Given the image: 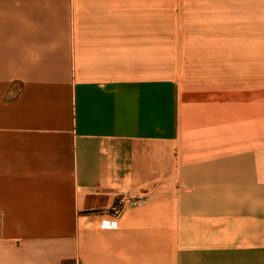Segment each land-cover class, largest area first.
I'll list each match as a JSON object with an SVG mask.
<instances>
[{
    "label": "crops",
    "instance_id": "0c3cea01",
    "mask_svg": "<svg viewBox=\"0 0 264 264\" xmlns=\"http://www.w3.org/2000/svg\"><path fill=\"white\" fill-rule=\"evenodd\" d=\"M0 264H264V0H0Z\"/></svg>",
    "mask_w": 264,
    "mask_h": 264
},
{
    "label": "built area",
    "instance_id": "2783aa9c",
    "mask_svg": "<svg viewBox=\"0 0 264 264\" xmlns=\"http://www.w3.org/2000/svg\"><path fill=\"white\" fill-rule=\"evenodd\" d=\"M141 203L142 201L139 198L134 197L133 195H130L128 193L119 194L118 196H116V202L112 207L114 218H117L119 215H121L126 208L137 206ZM110 226L116 227V220H114L113 224H111Z\"/></svg>",
    "mask_w": 264,
    "mask_h": 264
}]
</instances>
